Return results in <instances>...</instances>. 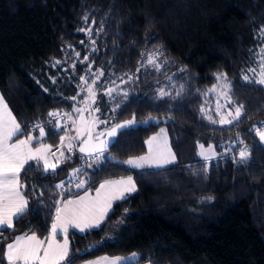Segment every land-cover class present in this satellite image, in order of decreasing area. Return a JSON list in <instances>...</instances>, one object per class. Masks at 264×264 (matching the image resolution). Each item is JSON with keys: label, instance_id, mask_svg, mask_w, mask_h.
I'll return each instance as SVG.
<instances>
[{"label": "trees", "instance_id": "16d2710c", "mask_svg": "<svg viewBox=\"0 0 264 264\" xmlns=\"http://www.w3.org/2000/svg\"><path fill=\"white\" fill-rule=\"evenodd\" d=\"M261 29L264 0H0V96L26 130L19 137L41 124L44 142L55 147L63 130L52 134L48 113H72L80 77L98 69L101 111L94 115L109 121L99 130L131 116L169 120L173 165L141 171L124 165L145 153L144 141L157 128L149 126L120 132L106 159L84 171L88 187L129 174L137 190L115 202L100 227L68 232L65 264L133 253L137 259L128 264H264V143L256 134L264 122V86L242 78L264 49ZM152 52L159 54V71L142 66ZM218 73L227 74L231 96L244 106L233 124L212 123L200 111ZM121 79L129 95L113 112L101 92ZM161 88L171 95L160 98ZM201 144L217 153L207 165L198 155ZM240 145L251 152L246 163L231 158ZM67 156L47 178L21 174L29 214L4 231L0 253L30 230L46 235L61 199L54 186L81 160L75 150Z\"/></svg>", "mask_w": 264, "mask_h": 264}, {"label": "snow or ice", "instance_id": "6c2138e0", "mask_svg": "<svg viewBox=\"0 0 264 264\" xmlns=\"http://www.w3.org/2000/svg\"><path fill=\"white\" fill-rule=\"evenodd\" d=\"M86 19L87 17H85ZM261 34L262 38H264V29H261ZM76 55L79 56V53ZM157 55L158 53L149 54L147 62L159 71L161 65L156 61ZM257 56L259 57L257 61L258 70L257 68H249L248 72L253 74L252 77L245 74L242 78L246 82L264 86V49H261L257 53ZM84 60H88V57H84ZM59 63L60 61H56V64ZM181 71H184V69H181ZM93 75L95 78L91 84H88L86 77H80L83 84L88 85L86 89L88 97L83 101V107L73 108V111L78 115V119H74L73 114L70 112L61 113L59 111H52L48 113L49 117L55 118V124L51 129L52 134L54 135L57 131L65 130L64 135L60 136V147L57 149L59 155L52 151V145L42 142V139L47 133L45 126L41 124L34 126L35 129L39 130V138L34 137L31 132H28L23 139H20L19 136L23 135L26 130L17 122L15 116L9 110L8 105L4 102L3 97L0 96V241L7 239L3 237L4 231L8 229L14 231L15 222L29 214V198L27 193L23 191L28 185L21 182L22 173L26 176L27 172L33 171L41 174V178H47L49 173L55 174L62 163L71 159L70 156H65L64 150L66 149L68 153H72L76 147L75 142L77 141L79 142V152L83 154L81 159L88 158L99 164L102 159H106L105 153L108 151L109 145L118 142L115 140L118 133L121 130L130 129L138 123L133 116L132 119L122 123H113L104 130L97 131L99 125H108L109 121L102 120L99 116L94 115V113L101 111L98 106L93 108V105L97 97L95 85L100 77L104 75V71L98 69ZM216 78L218 84L213 85L209 91L216 92L219 88L218 96L222 97L228 106H234V108L228 111L226 115L221 114L219 110L226 105L218 102L216 107L217 114L220 115L219 121L214 120L211 115H207V119L212 123L218 122L220 124H233L234 122H238L243 115L244 106L243 104L237 105L232 99V88L227 74L218 73L216 74ZM131 80L132 77L129 76L128 81ZM128 81L124 82L127 83ZM53 82L55 83V81ZM112 84L115 85V81H112ZM158 92L160 98L171 95L163 88L159 89ZM114 93L121 96L122 99L116 102L113 112L120 108L121 102L127 100L129 95L127 91L119 90L118 86L109 87L105 92L106 95L113 99ZM71 99L75 100L76 97H72ZM200 111L205 113L204 107H201ZM85 112L89 113L88 118H85ZM61 118L64 119V124L60 123ZM151 119L149 117V120ZM149 120L140 123L147 124ZM69 122L75 130V136L68 134ZM47 123L52 124V121L50 120ZM256 132L261 143H264V131L256 129ZM161 136L164 137L162 147L159 144ZM34 140L37 141L38 147L33 146ZM146 143L149 147L148 155L130 158L123 161V163L136 168H142L145 166L162 167L164 164L175 161V154L167 146L164 129H161L160 134L157 136L150 137ZM240 143H243V141H240ZM199 147L201 149L200 155L205 161L211 160L217 155L212 145H209L206 151L204 150L203 144L199 145ZM238 156V162L246 163L250 159L251 152L245 146L239 151ZM233 159L236 158L233 157ZM31 162H35V168H33ZM88 167H92V164L89 163ZM82 171V168H74L70 173L69 182L75 179ZM86 183V180H78L75 187L78 189L84 188ZM64 187V181L54 186L55 189H64ZM136 190V183L129 176L119 180L104 181L95 189L94 196L88 191H85L83 196H79L76 199L56 200L54 204L55 216L52 220L48 235L42 238L34 230H30V233L15 236L11 242L6 243L3 247V251L0 253L3 260H0V264H3L4 260H6L7 264H65L69 250V228H76L80 232H85L88 229L100 227L112 209L113 202L124 200L128 194ZM39 195L42 197L44 193L40 192ZM31 211L33 213L38 211L35 205H32ZM58 235L63 236V242L57 239ZM136 257V253H133L129 258L120 256L111 258L101 257L98 260L89 261L88 264H122V261L125 259H135Z\"/></svg>", "mask_w": 264, "mask_h": 264}, {"label": "rangeland", "instance_id": "374dc122", "mask_svg": "<svg viewBox=\"0 0 264 264\" xmlns=\"http://www.w3.org/2000/svg\"><path fill=\"white\" fill-rule=\"evenodd\" d=\"M261 50V49H260ZM153 53H158V52H152V53H147L145 56H144V58H143V64H142V66L143 67H146V68H149V69H153V70H156V68L153 66V65H150V64H148V62H147V57H148V55L149 54H153ZM258 59H259V57H256L255 58V61L253 62V65H254V67L253 68H257V70H258V67H257V61H258ZM156 61H157V63L159 62V54L157 55V57H156ZM94 73H89L88 72V78H86L87 80H88V84H91V82H92V80L95 78L94 77V75H93ZM250 77H252V73L251 72H249V74H248ZM124 81H127V79H121L118 83H115V85H111L110 87H116V86H118V88H119V90H121V91H126V87H127V84L128 83H125ZM80 92L78 93V95L80 96V98H78L77 100H76V104H77V106H76V108H79V107H83L84 105H83V101L88 97V93H87V86L88 85H86V84H83V82L82 81H80ZM218 84V81L214 84V85H217ZM213 86H211L209 89H211ZM82 88H83V90H82ZM109 88V87H108ZM209 89L208 90H206L205 91V93L202 95V99H201V101L203 102V105L201 106V107H204V109H205V113H202L206 118H207V115H211L212 116V118H214V117H217V119L219 120L220 119V115H218L217 114V107H216V105H217V103L219 102L220 104H222V105H226L225 107H223V108H221L219 111H220V113L221 114H224V115H226L227 114V112L228 111H230V110H233V108H234V106H228L227 105V102L222 98V97H219L218 96V93H219V91H220V89L218 88L217 89V91L216 92H211V91H209ZM106 90H107V88L104 90V91H102L101 93H103L104 95H105V97H106V100H105V102H107L108 104H110V110L111 109H113V108H115V102L117 101V99L119 98V97H121V96H119V95H116L115 93L113 94V96H114V99L113 98H111V97H109L108 95H106L105 94V92H106ZM232 99L234 100V98L232 97ZM235 101V100H234ZM236 102V101H235ZM95 104H97V103H95ZM95 104L93 105L94 107H95ZM236 104H237V102H236ZM238 105V104H237ZM201 109V108H200ZM72 114H73V118L74 119H78V115L73 111L72 112ZM106 114H107V111H106V113H105V116H106ZM84 116H85V118H88L89 117V113L88 112H85L84 113ZM52 123H53V125L55 124V122L54 121H52ZM34 126L35 125H33V127H32V131H30V132H33V133H31L34 137H37V138H39V130L38 129H35L34 128ZM100 129V126H98V128H97V131H101V130H99ZM161 129H164L165 130V134H166V141H167V146L170 148V135H169V133H168V128L167 127H165L164 125H161V126H158L157 128H156V130H155V132L154 133H152L145 141H144V145H145V148H146V150H145V153L144 154H142V155H140V156H146V155H148V153H149V147H148V144L146 143V141L150 138V137H153V136H157L158 134H160V132H161ZM64 131L65 130H63V133L61 134V135H64ZM67 131H68V134L69 135H72V136H75V130L72 128V126H71V124H70V122H69V125H68V129H67ZM262 131H264V130H262ZM256 134H257V132H256ZM60 135V136H61ZM258 136V135H257ZM20 139H23L24 137H19ZM258 138H259V136H258ZM14 139H16V138H14ZM42 142L43 143H45L44 142V138L42 139ZM76 144L78 143V141L77 142H75ZM46 144V143H45ZM159 144L161 145V147L163 146V144H164V137L163 136H161L160 137V139H159ZM33 146L34 147H38L39 145H38V143H37V141L36 140H34L33 141ZM241 146V145H240ZM238 147V148H236V150L234 151V154H232L231 155V158H232V160H235V161H238L239 160V156H238V153H239V151L243 148V147ZM60 147V137H59V140H58V142H57V144L55 145V147H52V150L53 149H58ZM76 149V147L74 148V150ZM171 149V148H170ZM198 155H199V157L201 158V159H203L204 160V158L200 155V152H201V149H200V147L198 146ZM208 148H204V150L206 151ZM73 150V151H74ZM65 151V156H67V154H71V153H68L67 151H66V149L64 150ZM171 152H172V150H171ZM173 153V152H172ZM57 155H59V152H58V150H57ZM140 156H138V157H140ZM233 157H235L236 159H233ZM134 158H136V157H134ZM175 162V161H174ZM173 163V162H172ZM209 162L208 161H206L205 162V164H203V165H207ZM170 164V163H169ZM169 164H164L163 166H164V168L165 167H168L167 165H169ZM129 166H131V165H129ZM155 166H151V167H149V166H145V167H142V168H144V169H149V168H154ZM206 167V166H205ZM161 169H163V168H161ZM155 170H157V169H155ZM132 256V254L131 255H127V256H120V257H125V258H129V257H131ZM101 257H108V256H99V257H96V258H93V259H90V260H87V261H84V262H82V263H80V264H88V262L89 261H95V260H98V259H100ZM116 257V256H115ZM109 258H111V257H109ZM137 259V257L135 258V259H125L124 261H122V264H128V263H131V262H133V261H135ZM141 264H150V263H148V262H146V263H141Z\"/></svg>", "mask_w": 264, "mask_h": 264}, {"label": "built area", "instance_id": "2783aa9c", "mask_svg": "<svg viewBox=\"0 0 264 264\" xmlns=\"http://www.w3.org/2000/svg\"><path fill=\"white\" fill-rule=\"evenodd\" d=\"M49 119L51 121H54L55 122V118L49 117ZM60 123L61 124H64L65 123V121H64L63 118L60 119ZM258 129H260L261 131L264 130V122L260 125V127ZM240 147H242V146H240ZM52 151L53 152H56V154H57V149H53ZM92 162L93 161L90 160V159H88V158H85L83 160L81 159L80 162H79V164L75 168H82L83 171L80 174H78L75 179H72L71 182H69V181H70V173L72 171H70L68 173V175L66 176V178H64L62 180V181L65 182L64 189H57V192H58V194H59V196H60L61 199H64L65 196L69 197L71 195L77 194V193H79V192H81V191H83V190H85V189L88 188V186L85 184L84 188H79L78 189V188L75 187V184L77 183L78 180H82V175H83L84 171L88 168V164L89 163H92Z\"/></svg>", "mask_w": 264, "mask_h": 264}, {"label": "crops", "instance_id": "0c3cea01", "mask_svg": "<svg viewBox=\"0 0 264 264\" xmlns=\"http://www.w3.org/2000/svg\"><path fill=\"white\" fill-rule=\"evenodd\" d=\"M145 150H146V148H145ZM127 160H128V159H127ZM173 164H174V162H173V163H170V164L167 165V166H170V165H173ZM124 165H125L126 167H128V168H130V169H132V170H136V171L147 170V169H144V168H136V167H133V166H129L128 164H125V163H124ZM161 168H164V166H162V167L149 168L148 170H155V169H161ZM129 176H131V175L128 174V175L116 176V177H112V178L99 179V180L96 181V183H95V185H94L93 187H88L87 189H85V190H83V191H81V192H79V193H77V194H74V195H71V196H69V197L64 198V200H67V199H76V198H78L79 196H83V195L85 194V191H88L91 195L94 196V195H95V189L98 188L99 185H100L101 183H103L104 181H106V180H119V179H121V178H127V177H129ZM87 185H88V184H87ZM131 194H132V193H131ZM128 195H130V194H128ZM128 195H127V196H128ZM118 201H120V200H118ZM115 202H117V201H114L113 204H114ZM54 216H55V211H54V214H53L52 220H53ZM105 218H106V217H105ZM52 220H51V222H50V225H49V227H48V230H47L45 236L48 235V232H49V230H50V228H51ZM91 229H95V228H91ZM91 229H88V230H91ZM69 231H71V232H75V233H79V234H80V233H83V232H80L79 229H76V228H69L68 232H69ZM86 231H87V230H86ZM45 236H44V237H45ZM57 239L60 240L61 242H63V236H62V235H58ZM4 261H5V263L7 264L6 260H4Z\"/></svg>", "mask_w": 264, "mask_h": 264}, {"label": "water", "instance_id": "95a60500", "mask_svg": "<svg viewBox=\"0 0 264 264\" xmlns=\"http://www.w3.org/2000/svg\"><path fill=\"white\" fill-rule=\"evenodd\" d=\"M132 118H133V116H131L129 119H132ZM129 119H126V120H129ZM126 120L120 121L118 123H122V122H124ZM145 120H149V117L145 118L144 120H139V121L136 120L138 123L135 126H133L130 129L121 130V132L128 131V130H135L137 128L146 129L149 126L158 127L159 125H167L169 123V120L168 119H164V118H152L151 120H149V122L147 124L140 123V122L145 121ZM111 145L112 144L109 145V148H110ZM75 151H76L77 155H79L80 157L83 156V154L79 152V145L76 147Z\"/></svg>", "mask_w": 264, "mask_h": 264}]
</instances>
